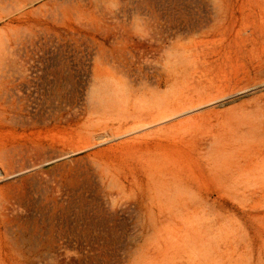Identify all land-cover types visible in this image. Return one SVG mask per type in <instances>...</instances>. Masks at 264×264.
<instances>
[{
  "label": "rangeland",
  "instance_id": "obj_1",
  "mask_svg": "<svg viewBox=\"0 0 264 264\" xmlns=\"http://www.w3.org/2000/svg\"><path fill=\"white\" fill-rule=\"evenodd\" d=\"M0 264H264V0H0Z\"/></svg>",
  "mask_w": 264,
  "mask_h": 264
},
{
  "label": "bare ground",
  "instance_id": "obj_2",
  "mask_svg": "<svg viewBox=\"0 0 264 264\" xmlns=\"http://www.w3.org/2000/svg\"><path fill=\"white\" fill-rule=\"evenodd\" d=\"M216 93H217V92H216ZM225 94H226V93H225ZM144 95H145V93H144ZM218 96H219V95H218ZM218 96H217V97H218ZM217 97H216V98H217ZM216 98H215V99H216ZM218 98H220V97H218ZM204 102H205V101L199 102V103L196 104L195 106H199V105L203 104ZM186 110H187V109H186ZM173 113H174L175 115L177 114V112H173ZM178 113H179V112H178ZM174 114H173V115H174ZM171 116H172V115H171ZM152 117H154V116H152ZM168 117H169V116H168ZM166 118H167V116H166ZM161 119H164V116H162V117L159 118V120H161ZM159 120H158V122H159ZM152 121H153V120H152ZM150 122H151V121H150ZM140 125H141V124H140ZM190 125H191V124H190ZM143 126H147V125H143ZM143 126H142V127H143ZM140 128H141V127H140Z\"/></svg>",
  "mask_w": 264,
  "mask_h": 264
}]
</instances>
